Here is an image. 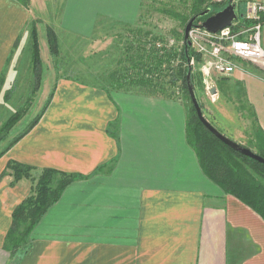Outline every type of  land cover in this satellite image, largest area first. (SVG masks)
<instances>
[{
  "label": "crops",
  "instance_id": "crops-1",
  "mask_svg": "<svg viewBox=\"0 0 264 264\" xmlns=\"http://www.w3.org/2000/svg\"><path fill=\"white\" fill-rule=\"evenodd\" d=\"M141 2L69 0L59 26L92 37L101 18L135 24ZM33 4L0 0L3 87L19 73L15 47ZM9 7L22 18L7 34ZM232 79L244 85L264 130V80L244 67ZM56 85L31 131L9 148L0 139V264H264V219L204 173L187 142L182 100L67 79ZM16 135L11 130L7 141ZM11 161L35 169L14 181ZM47 167L83 178L48 209L28 252L15 259L5 248L13 212Z\"/></svg>",
  "mask_w": 264,
  "mask_h": 264
},
{
  "label": "trees",
  "instance_id": "trees-1",
  "mask_svg": "<svg viewBox=\"0 0 264 264\" xmlns=\"http://www.w3.org/2000/svg\"><path fill=\"white\" fill-rule=\"evenodd\" d=\"M16 1L27 8L31 5V0ZM230 2L231 0L223 2L217 0H191L188 15L181 16L178 13H170L173 16L180 17L186 27L194 15L211 8L212 11L209 15L196 21L195 24L199 25L208 16L222 10ZM247 25H250V22ZM184 31L182 33L175 31V35L180 40L176 42L173 39L167 40L163 36L153 35L149 30L143 35L141 33L142 30L138 29L134 33L135 37L132 38L133 40L130 42V45L126 46V57L120 61V64H126L111 74L114 89L138 91L144 95L174 99L177 98V86L182 87V90L188 95L187 98L191 102V107L187 113V142L196 151L204 173L217 183L226 194L237 197L264 219V164L237 152L225 144L199 119L188 91L187 75L191 70V81L196 90L197 76L194 68L190 65V59L195 56L200 61V56L197 55L192 46L188 45ZM32 38V58L36 79L33 95H35L41 86L43 72L40 41L35 27L32 31ZM48 41L51 50L55 54L58 53L59 38L53 30L48 31ZM172 41L173 44H171ZM127 63L130 65L128 66ZM225 80L221 78L219 84L221 90H223V94L226 95L230 87L227 84L225 86ZM235 92L239 100L242 101L244 99L243 101L248 105L249 118L251 120V143L253 147L242 145L264 157V130L258 121L254 108L248 102L246 89L241 82H236ZM53 95L54 91L49 95L40 113L24 132L10 142L8 148L34 128L47 110ZM30 100L31 98L28 99V102ZM200 104L203 110V104L201 102ZM240 107L241 111H246V106ZM25 111V109L20 108L13 113L3 125V130L13 127L23 117ZM8 167L13 171L14 181H18L23 177H30L32 171L35 169L34 166L17 161L9 162ZM80 178H83L82 174L64 172L55 168L47 167L41 170L33 187L32 194L20 203L13 212L12 225L5 241V248L12 255L22 249H25L23 255L28 252L32 242L31 235L35 226L40 222L48 209L60 199L64 190Z\"/></svg>",
  "mask_w": 264,
  "mask_h": 264
},
{
  "label": "rangeland",
  "instance_id": "rangeland-1",
  "mask_svg": "<svg viewBox=\"0 0 264 264\" xmlns=\"http://www.w3.org/2000/svg\"><path fill=\"white\" fill-rule=\"evenodd\" d=\"M68 1L34 0L30 22L20 34L18 44L15 47L14 55H17L19 73L15 79H11V85L3 87L4 84L0 83L2 88L0 92V122L4 125L10 115L17 110L20 108L26 110L23 117L10 129L3 130V125L1 126L0 139L1 137L6 138L4 143L7 145L12 141V139L7 141L11 130L18 136L28 127L40 113L59 80H74L114 89L111 74L126 64H120V61L126 57V46L130 45L132 38L135 37L134 33L138 29L142 30L143 35L149 30L153 35L179 42V37L175 35V31L182 33L185 26L180 17L173 16L170 12L178 13L181 16L188 15L191 2V0H142L141 17L139 15L135 24L127 26L101 18L97 32L92 37H83L64 31L59 26L64 7L66 9ZM248 1L251 0H231L230 2L236 4V12L240 18L246 11V2ZM4 15L6 21L3 20L1 24L4 28L6 27V33L10 34L21 20L22 12H16L9 7L8 12ZM34 27L39 36L43 67L41 86L35 95H33V90L36 87V79L32 58V31ZM49 30H53L59 38V52L56 54L50 48ZM8 37L6 36L5 39ZM2 45L4 44L0 46V55L2 54L1 49L5 46ZM197 62L193 66L197 76L196 92L199 101L203 104L205 117L227 137L253 147L249 108L243 101L244 99L239 100L235 92L236 82L233 81L232 76L223 77L222 79H226L225 86L227 84L230 87L228 92L226 95L217 96V93L212 95L206 88L201 62L198 60ZM127 65L130 64L127 63ZM239 67L246 68L253 75L264 80V69L245 61H239ZM176 89L178 90L176 97L182 100L189 109L191 102L187 98L188 95L179 85ZM29 98H31L30 102H28ZM240 106H246V111H241ZM4 120L6 121L4 122ZM24 250L18 251L15 254V259L20 258Z\"/></svg>",
  "mask_w": 264,
  "mask_h": 264
},
{
  "label": "built area",
  "instance_id": "built-area-1",
  "mask_svg": "<svg viewBox=\"0 0 264 264\" xmlns=\"http://www.w3.org/2000/svg\"><path fill=\"white\" fill-rule=\"evenodd\" d=\"M246 7L241 18L238 16L231 26L217 33L203 29L200 24L190 32L192 47L200 56L207 90L209 85H213L218 94L221 90L220 79L236 73L240 69L239 60L264 69V0H251ZM248 22L250 25H247ZM196 63L197 58L194 56L190 59V65L193 67Z\"/></svg>",
  "mask_w": 264,
  "mask_h": 264
},
{
  "label": "water",
  "instance_id": "water-1",
  "mask_svg": "<svg viewBox=\"0 0 264 264\" xmlns=\"http://www.w3.org/2000/svg\"><path fill=\"white\" fill-rule=\"evenodd\" d=\"M212 9L208 8L196 15H194L189 22L187 23L184 31L185 39L189 46H192V41L190 38V32L193 27L197 26L195 23L199 18H202L204 16H207L211 13ZM238 19V14L236 12V4L230 3L222 10L218 11L217 13L208 16L204 21L200 23V26L212 33H217L229 26H231L234 21ZM187 85H188V91L190 94L191 101L195 107V110L197 112V115L201 122L221 141H223L225 144L236 150L237 152L250 157L262 164H264V157L259 155L258 153L254 152L253 150L245 147L244 145L238 143L237 141L227 137L222 132H220L204 115L199 98L197 96V92L195 90V87L191 81V70L188 72L187 75ZM209 92L212 95H215L217 93V89L213 85H209L208 87Z\"/></svg>",
  "mask_w": 264,
  "mask_h": 264
}]
</instances>
